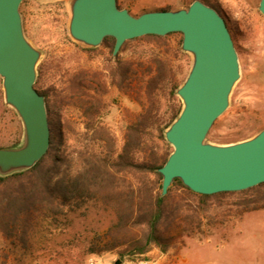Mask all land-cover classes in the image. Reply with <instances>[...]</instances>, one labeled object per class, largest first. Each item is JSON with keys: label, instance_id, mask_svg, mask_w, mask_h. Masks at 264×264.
I'll use <instances>...</instances> for the list:
<instances>
[{"label": "trees", "instance_id": "obj_1", "mask_svg": "<svg viewBox=\"0 0 264 264\" xmlns=\"http://www.w3.org/2000/svg\"><path fill=\"white\" fill-rule=\"evenodd\" d=\"M201 1L218 11L211 0ZM171 35L128 41L121 52L129 43L144 40L163 48ZM114 44L113 38H106L102 47L113 51ZM135 58L122 59L118 54L109 59L104 72L82 70L59 90H42L40 67L35 88L46 99L50 148L32 169L0 177V233L13 244L29 249L34 235L50 234L48 230L56 225L63 230L71 214L95 205L112 211L116 221L104 234L105 242L93 245L90 253L117 250L121 260L136 262L156 247L167 253L180 237L172 231L181 234L200 226L211 200L256 192L258 197L234 204L244 212L264 209V196L259 194L264 184L204 196L175 180L168 194L160 197L162 177L157 170L171 152L163 131L181 106L174 94L177 84L170 61L153 50ZM113 88L130 96L136 90L134 99L142 106V112L125 127L121 144L106 122L107 96ZM164 94L174 102L167 117L161 113ZM74 112L82 120L77 128L71 122Z\"/></svg>", "mask_w": 264, "mask_h": 264}, {"label": "rangeland", "instance_id": "obj_2", "mask_svg": "<svg viewBox=\"0 0 264 264\" xmlns=\"http://www.w3.org/2000/svg\"><path fill=\"white\" fill-rule=\"evenodd\" d=\"M68 1L24 0L20 8L27 38L43 53L38 66V79L39 69L43 67V91L64 88L67 79L82 70L91 74L104 72L109 59L114 58L113 51L102 45L91 49L70 39ZM193 1L117 0V3L119 8H127L133 16H139L145 12L188 7ZM211 1L229 23L241 78L231 95L230 107L216 121L207 141L229 144L251 138L264 129V16L258 10L260 0ZM150 43L149 40L129 43L118 54L122 59H134L141 53H152V50L160 53L170 61L178 88L192 63L191 56L181 51L182 35L173 33L163 48L153 47ZM135 93L136 90L130 96L113 88L107 96L106 122L115 132L119 144L125 127L142 112V106L134 99ZM176 98L182 108L180 99ZM173 104L168 94L161 96V113L167 117ZM71 122L75 128L82 126L77 112ZM21 140V123L15 112L4 104L0 80V148L17 146ZM259 194L264 196V190ZM258 196L255 192L239 198L211 200L201 216L200 226L181 234L180 230L172 231V235L179 233L180 237L167 253L156 247L144 260L136 262L121 260L117 250L90 253L93 245L105 242L104 234L116 221V216L100 206L88 205L71 214L67 222H63L66 225L63 230L57 229L56 225L48 230L50 234L34 235L29 249L13 244L0 233V264H152L162 256H167L168 260L184 256L187 264H264V209L244 212L242 207L234 204Z\"/></svg>", "mask_w": 264, "mask_h": 264}, {"label": "water", "instance_id": "obj_3", "mask_svg": "<svg viewBox=\"0 0 264 264\" xmlns=\"http://www.w3.org/2000/svg\"><path fill=\"white\" fill-rule=\"evenodd\" d=\"M24 0H0V80L3 101L22 126L17 146L0 148V177L32 169L50 148L45 96L35 88L43 53L27 38L20 11ZM50 3L56 0H38ZM68 35L86 48L113 38V57L124 44L145 36L182 35L181 51L191 56L186 79L176 89L182 108L164 129L172 147L157 170L165 197L179 180L193 193L212 196L242 192L264 184V129L229 144L207 141L216 121L230 107L241 78L239 57L225 19L195 0L188 7L133 16L117 0H69ZM258 10L264 16V0Z\"/></svg>", "mask_w": 264, "mask_h": 264}, {"label": "crops", "instance_id": "obj_4", "mask_svg": "<svg viewBox=\"0 0 264 264\" xmlns=\"http://www.w3.org/2000/svg\"><path fill=\"white\" fill-rule=\"evenodd\" d=\"M188 260L186 257L182 256L178 260H168L167 256H162L158 259L156 264H187Z\"/></svg>", "mask_w": 264, "mask_h": 264}, {"label": "built area", "instance_id": "obj_5", "mask_svg": "<svg viewBox=\"0 0 264 264\" xmlns=\"http://www.w3.org/2000/svg\"><path fill=\"white\" fill-rule=\"evenodd\" d=\"M142 264H149V263H144V262H142ZM152 264H156V262H155V263H152Z\"/></svg>", "mask_w": 264, "mask_h": 264}]
</instances>
